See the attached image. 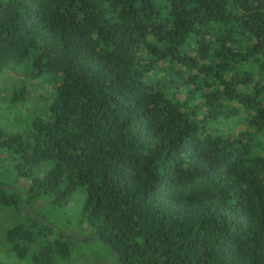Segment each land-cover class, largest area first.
I'll return each mask as SVG.
<instances>
[{
  "label": "trees",
  "instance_id": "1",
  "mask_svg": "<svg viewBox=\"0 0 264 264\" xmlns=\"http://www.w3.org/2000/svg\"><path fill=\"white\" fill-rule=\"evenodd\" d=\"M26 60L54 87L25 136L0 130L29 180L0 182L15 257L68 258L60 233L28 254L53 229L25 206L82 188L120 264H264V0H0V72Z\"/></svg>",
  "mask_w": 264,
  "mask_h": 264
},
{
  "label": "rangeland",
  "instance_id": "2",
  "mask_svg": "<svg viewBox=\"0 0 264 264\" xmlns=\"http://www.w3.org/2000/svg\"><path fill=\"white\" fill-rule=\"evenodd\" d=\"M28 63V60L13 63L0 72V130L9 134L25 136L34 118H44L45 108L53 95L51 80L54 76L33 77ZM50 167V162L40 163L33 170V177H42ZM0 182L23 194L29 188V180L16 176L10 158L3 150H0ZM83 198L84 190L77 188L66 206L53 207L45 197L32 200L25 206L53 229L44 239L40 238L28 254L44 242L54 240L60 233L70 238L69 255L63 260L55 259V264H120L114 254L93 239L85 220L80 216ZM23 203L26 204V200ZM19 221V213L0 206V262L4 264H31L28 258L15 257L4 239L6 230Z\"/></svg>",
  "mask_w": 264,
  "mask_h": 264
}]
</instances>
